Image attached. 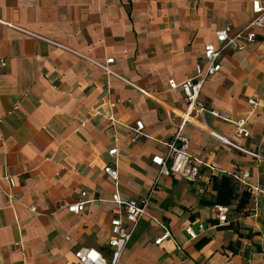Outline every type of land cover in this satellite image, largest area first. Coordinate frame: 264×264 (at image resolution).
<instances>
[{
  "label": "crops",
  "instance_id": "obj_1",
  "mask_svg": "<svg viewBox=\"0 0 264 264\" xmlns=\"http://www.w3.org/2000/svg\"><path fill=\"white\" fill-rule=\"evenodd\" d=\"M252 16L249 0H0V20L23 29L0 23V176L17 177L14 187L0 179V264H81V246L109 257L115 188L122 199L152 190L119 264H264V158L209 134L264 155V28L245 49L225 50L200 92L221 115L247 117L250 135L235 137L232 123L208 112L188 115L187 152L215 167H201L202 191L156 179L151 161L184 116L181 83L204 44ZM80 54L112 57L109 67L123 79ZM136 120L143 135L132 141ZM245 170L247 184L232 177ZM82 191L91 201L67 211ZM215 204L229 207L225 222ZM198 223L204 230L189 238L185 227ZM164 229L171 237L155 244Z\"/></svg>",
  "mask_w": 264,
  "mask_h": 264
},
{
  "label": "built area",
  "instance_id": "obj_2",
  "mask_svg": "<svg viewBox=\"0 0 264 264\" xmlns=\"http://www.w3.org/2000/svg\"><path fill=\"white\" fill-rule=\"evenodd\" d=\"M253 16L249 21L240 29L231 30L230 24L217 30L215 32V39L217 44L207 42L203 46L202 57L199 58L193 65V72L191 76L184 79L181 83V89L186 103V109L182 120L180 121L177 129L168 142H166L167 150L163 155L156 154L152 156L151 161L157 166L156 179L161 176H169L176 180H185L194 185L198 190L202 191L201 187V167H205L211 172L215 170V167L202 162L200 159L192 156L187 152L188 139L183 135V128L186 124L187 117L191 112H195L197 115H203L208 112L215 117H219L221 120L230 122L234 125L235 137H246L250 135V131L247 127V117L230 118L229 116L221 115L218 110L214 108H208L205 103L200 99V92L204 82L209 76L214 74L220 69L222 53L225 50H242L245 49L250 43H253L256 38V30L264 28V4L260 0H249ZM0 23L23 30L19 26L12 23L1 21ZM82 55V54H80ZM93 64L99 66L106 72L114 74L119 78L121 76L113 72L109 65L113 61V58H107L105 61L93 60L89 57L82 55ZM4 61H1V65H4ZM140 91L142 89L138 88ZM247 102L255 107L258 101L249 97ZM110 118L112 116L110 115ZM144 124L142 120H136L133 127L132 141H136L141 135H143ZM209 134L219 140L222 144L230 146L240 152L247 154L255 159H263L264 155L262 150H252L246 148L229 137L219 134L213 130L209 131ZM109 153L112 156L117 155V148H111ZM104 172L114 181L117 185L118 171L115 165L107 164L103 167ZM249 175L247 170L241 174H234V179L238 182L247 184L246 179ZM0 179L7 181L10 187L16 185L17 177L1 175ZM3 192L8 198L13 196L6 191ZM254 192L259 190L258 187L251 188ZM262 191V190H260ZM152 190L148 191L145 195L135 198L122 199L118 190L112 193L110 200L117 204L115 215L110 220V236L107 244L111 248V254L109 257L104 256L99 250L92 247L81 246L74 252V256L81 264H119L120 257L132 237V234L139 222V220L147 213L148 203L150 201ZM86 192H81V198L66 205V209L74 214L80 213L85 209L86 203L91 201L85 198ZM31 211H36V206L30 205L28 207ZM119 208H122L118 210ZM214 209L216 217L219 222H225L227 220V213L229 207L222 204H215ZM203 223H198L197 228L194 229L192 225L185 227V232L189 238H195L199 232L204 230ZM171 237L170 232L164 229V232L155 238L154 243L159 244L163 239ZM264 247V242L262 244Z\"/></svg>",
  "mask_w": 264,
  "mask_h": 264
}]
</instances>
